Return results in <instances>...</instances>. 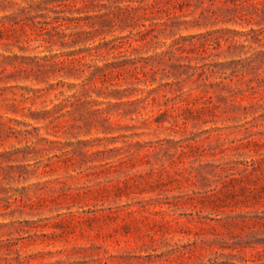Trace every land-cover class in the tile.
<instances>
[{"label":"rangeland","instance_id":"374dc122","mask_svg":"<svg viewBox=\"0 0 264 264\" xmlns=\"http://www.w3.org/2000/svg\"><path fill=\"white\" fill-rule=\"evenodd\" d=\"M260 10L0 0V264H264Z\"/></svg>","mask_w":264,"mask_h":264},{"label":"trees","instance_id":"16d2710c","mask_svg":"<svg viewBox=\"0 0 264 264\" xmlns=\"http://www.w3.org/2000/svg\"><path fill=\"white\" fill-rule=\"evenodd\" d=\"M257 11H259V10H257ZM264 15V10H260V12L258 13V15ZM134 63V62H133ZM135 64V63H134ZM124 65H115L114 66V68L115 69H118V68H121V67H123ZM259 69V68H258Z\"/></svg>","mask_w":264,"mask_h":264}]
</instances>
